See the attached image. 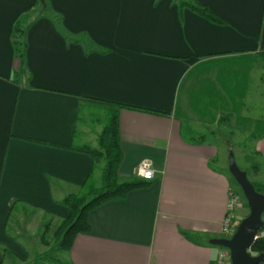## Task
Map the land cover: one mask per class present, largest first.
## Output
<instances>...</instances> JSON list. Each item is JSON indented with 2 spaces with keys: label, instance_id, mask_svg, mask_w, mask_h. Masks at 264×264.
Segmentation results:
<instances>
[{
  "label": "crops",
  "instance_id": "crops-1",
  "mask_svg": "<svg viewBox=\"0 0 264 264\" xmlns=\"http://www.w3.org/2000/svg\"><path fill=\"white\" fill-rule=\"evenodd\" d=\"M193 1L222 24L179 12L174 0H0V264L26 257L15 214L64 218L57 201L100 174L78 149L96 145L76 122L85 98L124 106L119 177L136 176L142 161L155 173L148 186L90 211V231L58 253L62 264H217L222 247L210 240L223 237L229 191L238 189L218 148L182 133L183 97L201 120L179 87L191 70L264 49V0ZM16 22L25 27L29 75L18 82ZM251 141L264 158V136Z\"/></svg>",
  "mask_w": 264,
  "mask_h": 264
},
{
  "label": "trees",
  "instance_id": "trees-1",
  "mask_svg": "<svg viewBox=\"0 0 264 264\" xmlns=\"http://www.w3.org/2000/svg\"><path fill=\"white\" fill-rule=\"evenodd\" d=\"M174 1L178 3L179 12L186 7L211 23L222 24L206 7L196 4L193 0ZM45 9L42 6L40 14H43ZM24 36L25 27L20 22H16L12 42L15 54L21 60L22 66L18 72L13 74V80L16 82L21 78L29 79V75H25L24 69ZM258 63L261 64L262 78L264 79V49H262L247 60L240 59L231 64L224 62L219 65L217 60L202 71H199V68L191 70L182 78L179 90L186 92L190 107L200 117V120L207 123V125H212L214 122L218 126L222 124L230 125L232 121H235V126L241 128L240 130L243 132L249 124L252 130H250V134L246 139L256 140L264 136V121L243 115L241 109L244 107L243 97L248 88V73L251 67ZM200 74L204 77L197 79V75ZM81 104L104 112L100 119L102 126L96 136V145L85 144L78 148L79 151L91 156L94 168L100 171L98 183L95 182L93 176H89L81 184L79 191L69 193L57 201L58 204L68 209V215L60 218V221L54 223L53 226L49 220L45 223V232L49 228L53 230L52 239H49L45 232L41 233V243L47 248L36 252L33 255L31 264H62L58 253L68 251L77 234L90 231L88 222L90 211L106 201L124 199L129 192L144 188L151 181L137 176L121 179L118 175V168L122 161L118 116L119 111L124 106L90 98L82 99ZM77 121L78 123L81 121L79 115L76 117ZM231 129L234 132L235 129L233 127ZM181 130L184 136L188 134V138L196 142H202L206 138L203 132H195L185 123L182 124ZM209 133L214 134L215 130L211 129ZM255 153L257 152L255 151ZM257 168L258 165L254 164L252 172L257 173ZM248 179L250 180L249 177ZM250 182L254 185L256 191L264 193V184L252 180ZM252 251L264 253V237L255 240ZM5 256H10V253L5 251Z\"/></svg>",
  "mask_w": 264,
  "mask_h": 264
},
{
  "label": "rangeland",
  "instance_id": "rangeland-1",
  "mask_svg": "<svg viewBox=\"0 0 264 264\" xmlns=\"http://www.w3.org/2000/svg\"><path fill=\"white\" fill-rule=\"evenodd\" d=\"M262 74L263 70L261 64L258 63L251 71V79H248V91L243 97L244 107L241 109V112L245 116H250L255 119L258 118L264 121V79L262 78ZM181 108L184 116L187 119L186 124L191 126L195 130V132H203L206 135L205 141L207 143L215 145L218 148V157L227 170V156L229 154L228 148L231 147L232 149L230 151L234 152L233 154L235 156L238 167L246 171L248 177L253 182L264 184V158L259 153H253V143L251 140L246 139V130L242 132L239 129L237 132H233L231 129V125L224 124L217 128L215 125H207V123L204 122L202 123L201 121H199L197 116L189 109L184 97L182 99ZM103 114V111L92 108H88L87 111L82 114L81 121L79 123V129L85 131L87 139L91 142H95V137L101 129L102 125L100 123V119ZM211 129L216 130L215 134L212 135L209 133ZM186 137H189V135L186 134ZM243 143L246 144L242 146ZM217 160L212 161V165H220V162ZM252 164L258 165L257 173L252 172ZM98 178L99 173H97V179H95L96 183H98ZM233 184L238 189L237 193L240 196L241 207L237 211V219L241 220L248 214L249 209L243 197L244 195L234 179ZM79 190L80 189H77V191ZM77 191L72 190V192L69 193H75ZM262 218L264 219V214ZM11 221V226L16 227V230L14 232H18L15 234H17V237L22 240L24 246H26V257L16 258L14 264H30L33 260V253L42 251L47 248V246L41 243V233L45 232L44 229L46 228V220H40V218L35 215L24 216V214H15L14 218ZM59 221L60 218L54 220L51 219L50 223L53 226L54 223ZM45 234L49 239H52L51 236L53 234V230H50L49 228L48 231L45 232ZM250 253L252 255L258 254L257 252L252 251V249Z\"/></svg>",
  "mask_w": 264,
  "mask_h": 264
},
{
  "label": "water",
  "instance_id": "water-1",
  "mask_svg": "<svg viewBox=\"0 0 264 264\" xmlns=\"http://www.w3.org/2000/svg\"><path fill=\"white\" fill-rule=\"evenodd\" d=\"M228 171L239 185L246 200L249 212L243 217L230 238H213L211 244L226 248L229 251L230 264L264 263V253H250L256 234L264 227V193L255 190L248 179L246 171L240 169L232 151L228 154Z\"/></svg>",
  "mask_w": 264,
  "mask_h": 264
},
{
  "label": "built area",
  "instance_id": "built-area-1",
  "mask_svg": "<svg viewBox=\"0 0 264 264\" xmlns=\"http://www.w3.org/2000/svg\"><path fill=\"white\" fill-rule=\"evenodd\" d=\"M155 169L151 162L142 161L136 168V176L144 180L154 178ZM241 207L240 196L234 191H229L227 212L222 221L221 231L224 238H230L234 233L240 220L237 219V211ZM264 237V227L260 228L256 234V239ZM217 264H230L229 251L221 248L217 254Z\"/></svg>",
  "mask_w": 264,
  "mask_h": 264
}]
</instances>
